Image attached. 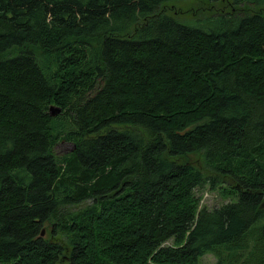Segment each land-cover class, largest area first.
I'll list each match as a JSON object with an SVG mask.
<instances>
[{"label": "trees", "instance_id": "obj_1", "mask_svg": "<svg viewBox=\"0 0 264 264\" xmlns=\"http://www.w3.org/2000/svg\"><path fill=\"white\" fill-rule=\"evenodd\" d=\"M169 1L0 0V264H264V0Z\"/></svg>", "mask_w": 264, "mask_h": 264}, {"label": "rangeland", "instance_id": "obj_2", "mask_svg": "<svg viewBox=\"0 0 264 264\" xmlns=\"http://www.w3.org/2000/svg\"><path fill=\"white\" fill-rule=\"evenodd\" d=\"M172 9L176 12L175 16L177 20L192 22L194 20H200L206 18L210 11L209 4L201 2L199 0H175L167 2V8ZM72 146L66 142L62 141L57 145V150L60 153L68 152ZM199 157L193 155L192 160H198ZM196 165L201 167L200 162H196ZM228 186L226 185H217L214 188L209 186L208 189H203L199 192L201 195V201L204 205H207L209 208L217 207L218 205L225 202L224 199L229 196ZM170 244V242H169ZM199 264H215V258L213 255L205 254L200 258Z\"/></svg>", "mask_w": 264, "mask_h": 264}, {"label": "water", "instance_id": "obj_3", "mask_svg": "<svg viewBox=\"0 0 264 264\" xmlns=\"http://www.w3.org/2000/svg\"><path fill=\"white\" fill-rule=\"evenodd\" d=\"M49 115L51 117H54L56 115H58L60 112H61V107L60 106H57V105H50L49 106ZM42 234H44V229L42 230Z\"/></svg>", "mask_w": 264, "mask_h": 264}]
</instances>
